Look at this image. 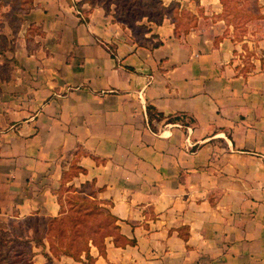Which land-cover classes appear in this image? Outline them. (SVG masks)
Instances as JSON below:
<instances>
[{
	"label": "crops",
	"instance_id": "1",
	"mask_svg": "<svg viewBox=\"0 0 264 264\" xmlns=\"http://www.w3.org/2000/svg\"><path fill=\"white\" fill-rule=\"evenodd\" d=\"M195 2L158 44L101 7H38L50 52L24 57L49 75L1 136L0 206L57 217L62 186H89L110 230L60 264H264V17L242 36L223 0Z\"/></svg>",
	"mask_w": 264,
	"mask_h": 264
},
{
	"label": "rangeland",
	"instance_id": "2",
	"mask_svg": "<svg viewBox=\"0 0 264 264\" xmlns=\"http://www.w3.org/2000/svg\"><path fill=\"white\" fill-rule=\"evenodd\" d=\"M44 1L0 0V141L1 136L12 124L18 119H23L22 116L29 111L30 105L28 106L24 100L30 99L29 93L33 91V87L43 84L49 75L45 72L31 71L30 67L35 68L37 65L36 58L24 57L26 48L29 54L31 52L38 54L43 41L47 43L48 49L44 46L41 52L45 54L50 50L51 37L45 36L46 29L37 20L38 13L49 11L38 9ZM174 1L176 0H94L92 3L90 0H69L72 4L70 6H73L74 12L82 22H88L89 13L95 7H101L105 12L103 13L105 20L124 23L127 26L126 33L132 41L151 40L152 44H156L160 39L155 40L153 33H150L145 25L140 24L142 22L148 24L147 26L152 24L151 29L155 32L159 25L147 23L149 20L146 17L144 20L139 19L143 8H147L154 18L167 16L192 22L194 18L192 14L197 10L196 0H180L179 4ZM223 2L225 8L219 16L229 18L236 34L242 36L249 34L250 29L257 27L256 21L264 17V7L260 0ZM104 5L109 8L108 11ZM251 21L255 23L251 24ZM178 27L183 30L185 25L179 24ZM14 117L18 119H13ZM72 171H75V168ZM90 190L91 188L86 186L85 192L79 193L63 187L61 193L65 198L64 210L67 212L60 218L15 216L5 210L7 206L3 208L0 206V209L7 212L0 210V246L8 249L7 257L2 261L6 264H60L59 259L64 253L78 255L86 250L91 238L102 239L107 230H110L111 223L101 214L98 202L89 196ZM38 252L45 254L46 262L38 261L39 257L35 256Z\"/></svg>",
	"mask_w": 264,
	"mask_h": 264
},
{
	"label": "trees",
	"instance_id": "3",
	"mask_svg": "<svg viewBox=\"0 0 264 264\" xmlns=\"http://www.w3.org/2000/svg\"><path fill=\"white\" fill-rule=\"evenodd\" d=\"M92 3H94V0H90ZM143 4L145 3V1L144 2H142ZM142 3H140V4H142ZM174 3H176V4H178V1L176 0V1H174ZM144 6H146V5H144ZM104 7L106 8V11H108V9L109 8H107L106 7V5H104ZM136 9H141V8H136ZM147 18V20H149V21H147V23L148 22H151V23H160L161 21H162V19H163V16L161 17H158V18H154L152 15H151V13L149 12V10H147V8H143L142 9V11L140 12V14H139V19L140 20H144V18ZM178 19V18H177ZM140 25H142V26H144V27H147V29H149L150 30V32H152L153 34L152 35H156V33H155V31L153 30V29H151V27H152V24L151 25H149V26H147L148 24H146L145 22H142V24H140ZM179 25V24H178ZM183 25H185V29L188 27V25L187 24H183ZM187 25V26H186ZM180 30V29H179ZM160 41L161 40H158L157 42H156V44H158V43H160ZM74 168H76V166H75V164L72 166V169L70 170V172H69V176H71V175H73L74 174V172H76L77 170L75 169V171H72ZM63 187H65L66 189H71L72 187H73V189H75V190H78L77 192H79V193H83V192H85L84 190H85V188L86 187H83V185L80 187V188H77V187H75L74 185H69L68 187H66V186H62L61 188H60V197H62V203H63V209H64V205H65V198H64V196H63V194L61 193V189L63 188ZM94 191L91 189L90 190V194L91 193H93ZM61 199V198H60ZM62 215H64V214H62ZM62 215H60V216H57V218L59 217H61ZM42 217H45V216H42ZM46 218H49L48 216H46ZM50 218H56V217H50ZM44 243L46 244V242L44 241ZM45 244H43L44 246H45ZM88 248V247H87ZM86 248V249H87ZM0 249H2L1 250V254H0V256H1V259H0V264H6L4 261H5V258L7 257V254H8V249L6 248V247H4V246H0ZM67 253V252H66ZM81 253V252H80ZM80 253L78 254V255H75V254H73V253H68V254H71V255H73V256H75V257H79V255H80ZM87 255H88V257H90V253L87 251ZM2 259H4V261H2Z\"/></svg>",
	"mask_w": 264,
	"mask_h": 264
}]
</instances>
